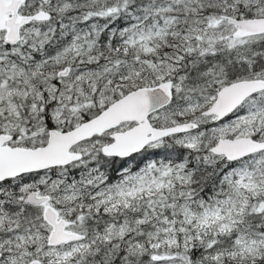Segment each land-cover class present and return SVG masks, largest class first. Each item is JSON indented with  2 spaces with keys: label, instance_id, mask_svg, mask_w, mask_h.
Returning a JSON list of instances; mask_svg holds the SVG:
<instances>
[{
  "label": "snow or ice",
  "instance_id": "1",
  "mask_svg": "<svg viewBox=\"0 0 264 264\" xmlns=\"http://www.w3.org/2000/svg\"><path fill=\"white\" fill-rule=\"evenodd\" d=\"M0 264H264V0H0Z\"/></svg>",
  "mask_w": 264,
  "mask_h": 264
}]
</instances>
